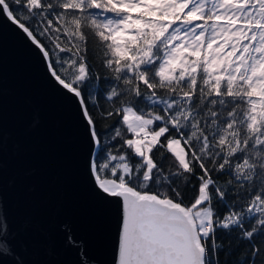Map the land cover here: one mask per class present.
Segmentation results:
<instances>
[{"label": "snow or ice", "instance_id": "obj_1", "mask_svg": "<svg viewBox=\"0 0 264 264\" xmlns=\"http://www.w3.org/2000/svg\"><path fill=\"white\" fill-rule=\"evenodd\" d=\"M0 15L76 107L119 212L115 264H264V0H0Z\"/></svg>", "mask_w": 264, "mask_h": 264}, {"label": "water", "instance_id": "obj_2", "mask_svg": "<svg viewBox=\"0 0 264 264\" xmlns=\"http://www.w3.org/2000/svg\"><path fill=\"white\" fill-rule=\"evenodd\" d=\"M74 103L0 15V264H115L119 212L99 196ZM2 239V238H0Z\"/></svg>", "mask_w": 264, "mask_h": 264}, {"label": "trees", "instance_id": "obj_3", "mask_svg": "<svg viewBox=\"0 0 264 264\" xmlns=\"http://www.w3.org/2000/svg\"><path fill=\"white\" fill-rule=\"evenodd\" d=\"M109 123H111V121H109ZM233 243L235 244V241L233 240Z\"/></svg>", "mask_w": 264, "mask_h": 264}]
</instances>
